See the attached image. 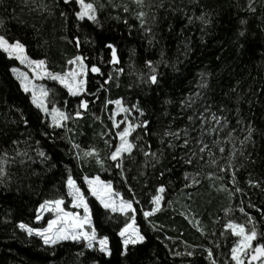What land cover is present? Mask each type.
Segmentation results:
<instances>
[{
	"label": "trees",
	"instance_id": "16d2710c",
	"mask_svg": "<svg viewBox=\"0 0 264 264\" xmlns=\"http://www.w3.org/2000/svg\"><path fill=\"white\" fill-rule=\"evenodd\" d=\"M85 1L95 5L97 24L76 20L74 0H0V34L21 41L50 72L64 73L77 55L89 70L100 69L87 76V109L57 131L20 93L10 71L15 60L0 53V264H233V240L222 236L229 220L254 226L255 244H264V0ZM56 93L63 106L64 92ZM115 100L140 112L136 105L149 122L121 168L108 158L116 144L108 101ZM92 149L104 169L74 156ZM69 173L113 176L135 202L145 243L121 255V216L98 207L93 220L109 239L108 258L72 244L45 247L19 232L40 202L63 194ZM158 186L163 211L146 219V200Z\"/></svg>",
	"mask_w": 264,
	"mask_h": 264
},
{
	"label": "snow or ice",
	"instance_id": "6c2138e0",
	"mask_svg": "<svg viewBox=\"0 0 264 264\" xmlns=\"http://www.w3.org/2000/svg\"><path fill=\"white\" fill-rule=\"evenodd\" d=\"M65 4H69L70 0H63ZM134 3L137 5L143 4V0H134ZM75 4L79 7V11L75 12V17L77 21H91L96 23L97 21V9L95 5L91 2H85V0H75ZM127 11V8H125ZM63 15V13H62ZM145 13L139 12L138 16L141 18V23H143V17ZM243 23V21H242ZM75 46L79 48L80 41L77 38L75 41ZM108 48L112 50V62L117 63L116 56V48L112 44L106 45ZM0 53L5 54V56L9 59H15L19 61L21 64H27L29 67H32L33 71V79H40L44 77H48L53 81L58 82L64 88L67 89V92L70 96H79L81 93L86 91L85 89V80L80 78L87 71V66L85 64L86 57H82L81 55L75 56L72 60L68 61L69 65H75L69 71L64 72L63 74L49 72L45 68L44 60H30L29 57L25 54V45L19 41L10 42L5 38L4 35H0ZM150 66V65H149ZM10 71L16 75L17 79L20 82V88L25 93H31V102L32 104L41 112L44 113L45 116H49L51 119L50 127L59 128L62 127V122L66 121L70 117L59 111L54 105L49 109L48 106V98H49V90L33 84L28 76L23 73H19L15 67L11 68ZM91 71L93 73H99L100 69L95 65L91 66ZM111 79V77H109ZM148 79L153 83H157V76L154 74L149 75ZM104 83H108L106 80ZM93 95H95L93 93ZM108 103H114L117 105V109L119 112L128 113L129 109L122 105L121 100L108 101ZM88 102L81 99L79 102V108L87 109ZM137 111H140V114L143 115V112L136 106L133 105ZM76 117L81 116V112L77 111L75 113ZM117 115L116 111H113L111 114L113 127L119 128V123L115 120V116ZM23 118V117H22ZM191 120L192 117H189ZM215 122L217 124L220 123L219 118H215ZM27 123V121H25ZM149 122L147 120L141 121L139 124H131L129 123L126 127L123 128L122 131L117 132V137L119 139V143L115 145H110L114 150L110 152L109 159L115 163L116 168H121L123 165L124 154H131L134 147L132 142L128 139L132 131L136 127H147ZM252 129L249 128V134H251ZM165 135H172L176 138H179L177 133L165 132ZM248 137H245L247 140ZM107 143V141H106ZM189 141L185 139L184 144L187 145ZM243 143V142H242ZM74 147H78V145H74ZM207 148V145L199 148V152H204ZM223 151V149H221ZM19 154V153H18ZM210 154V153H209ZM41 157L45 156L44 152H39ZM85 157L97 156L96 162L98 164H102V161L98 158V155L95 153V150H89L83 153ZM144 155L147 157L151 155L153 158H156V153H149L147 151L144 152ZM196 155V152L193 151L192 155L186 159V163H192V158ZM79 158V157H78ZM215 163V161H213ZM232 165L229 163V167ZM225 169L222 167L220 171H224ZM5 174V170L3 167H0V176ZM123 176V172H121ZM187 178V177H186ZM85 184L88 186V190L92 196L99 201L100 205L106 209L111 210L112 212H119L122 215L131 213L133 219L131 222L125 223L124 227H122L118 233L121 237V243L125 249V251L121 252V255H126L127 248L129 244L135 245L138 241H143L145 238L143 235L135 227V210L133 209L132 202L124 199H117L119 197V193L114 192L112 190V186L110 183L103 182L99 179V177H92L89 179L87 176L84 178ZM232 183L235 185V175H233ZM251 183V181L249 182ZM68 196L72 198V207L73 208H83V216L81 217L75 212L65 211L61 206L64 204V200L61 198L53 199V200H45L37 209L36 220L41 219L40 213L42 211H48L55 214L53 219H49L47 221L46 227L33 228L29 227L23 223L19 225V227L25 231L29 236L35 234L38 236L45 245H55L59 241L64 240H72L76 242L83 241L84 245L88 249H92L95 244L98 245V250L103 253L105 256L110 255L109 249V241L108 237H97L95 228L92 227V218L90 214V209L88 203L85 201L84 195L81 193L80 189L77 187L76 182L73 180L72 176L69 175L66 181ZM187 186V185H186ZM254 187H258L259 185H253ZM165 191L164 187L161 186L157 188V194L152 197L151 204L153 207L150 211H144L143 215L145 218L152 216L154 213L160 210V202L163 199L161 195ZM236 192H240L241 189L236 187ZM241 211H243L241 209ZM249 222L251 223V218L249 217ZM91 231L85 230V226ZM225 232L230 231L232 236L238 237V242L231 248V260L234 264H264V244L256 243L253 245V241L257 239V230L253 226L250 230L246 229L245 225L233 222L229 220L224 224ZM224 233H222L223 235ZM176 255H181L180 253H176ZM188 256H192V252L187 253ZM208 256L211 257L212 253L209 251ZM211 264H216L215 260L211 261Z\"/></svg>",
	"mask_w": 264,
	"mask_h": 264
},
{
	"label": "rangeland",
	"instance_id": "374dc122",
	"mask_svg": "<svg viewBox=\"0 0 264 264\" xmlns=\"http://www.w3.org/2000/svg\"><path fill=\"white\" fill-rule=\"evenodd\" d=\"M70 1H71V0H70ZM74 1H75V0H74ZM131 1H134V0H131ZM85 2H86V1H85ZM90 22H91V21H90ZM92 23H93V22H92ZM97 23H98V17H97V21H96V23H94V24H97ZM0 35H3V34H0ZM5 38H6V37H5ZM6 39H8V38H6ZM8 40H9L10 42L16 41V39H12V40L8 39ZM25 54L29 57L30 60H41V59H36V58L31 57V56L28 54V51H27V49H26V46H25ZM13 60H15V59H13ZM15 62H16V66H15V68L17 69V71H18L19 73H23V74H25L26 76H28L29 79L31 80V82H32L33 84H36L37 86H42V87H44V88H46V89L49 90V98H48V102H49V103H48V106H49V109H51V107L54 105L59 111H62V112H64V113H66V114L70 117V118L67 119L66 121H63V122H62V127H59V128L50 127V126H49V125L51 124V119H50V117H49V116H45L44 113H41V112H40V111H39V110H38V109L32 104V102H31V93H25V92L20 88V82H19V80L17 79L16 75L12 73V75L14 76V79L16 80V82H17V84H18V87H19V91H20V93H21L24 97L27 98V101L29 102L30 106H31L36 112L39 113V115H40L41 118L43 119V122H45L50 128H53V129H55V130H57V131H58V130L61 131V130H63V129H66L67 124L72 120V118H73V119H77V118H78V117H76V115H75V113H76L77 111H80L81 114H83L84 109L79 108V104H78L77 100H78V99H79V100L83 99V97L87 94V76L89 75V73L92 74V75L96 74V73H93V72L91 71V69L89 70L88 67H87V71L84 73V75H83L82 77H80V78H82V79L85 80V89H86V91H85L84 93H81L79 96H75V97H73V96H70V95L68 94L66 88H64V87H63L62 85H60L58 82L53 81V80H51V79L48 78V77H44V78H40V79H33V78H32V76H33L32 67H29L27 64H21V63H20L19 61H17V60H15ZM112 63H113V62H112ZM74 67H75V65H69V64H68L67 67H66V70H65L64 72L69 71V70H71V69L74 68ZM45 68H46V66H45ZM46 70L49 71L47 68H46ZM49 72H50V71H49ZM58 74H59V73H58ZM61 74H63V73H61ZM56 89H60V90H62V91L64 92V94H65V96L63 97V98L65 99V104H64L63 106H60V105H58V103H57V102H58V99L61 98V97H58V96H57ZM122 105H123V103H122ZM109 106H110V108H109V110H110L109 118H110V121H111L112 126H113V122H112L111 114H112L113 111H116V112H117V115L115 116V120L119 123L120 126H119V128H114V127H113V129H114V132H115L116 144H118V143H119V139H118V137H117V135H116L117 132H118V131H122L123 128L126 127L129 123H131V124H139L141 121H143V120H142V115H140V112H135L134 109L131 110V109H129L127 106H124V105H123L124 107H126V108L129 109L128 113L119 112L118 109H117V105H115L114 103L109 104ZM141 128H142V127H136V128L132 131V133H131L130 136L128 137V139L130 140V142H132V140H133V138L136 136L138 130L141 129ZM132 143H133V142H132ZM134 148H135V147H134ZM87 151H89V150H87ZM84 152H86V150H85V151L82 150V154H81L80 152H79L78 155L75 153L74 156H75L78 160H79V159H82V157L84 156V155H83ZM133 152H134V149H133V151H132V153H131L130 155H129V154H124L123 162H124V160H125L126 158L130 157V156L133 154ZM96 154H97V153H96ZM82 155H83V156H82ZM78 157H79V158H78ZM96 157H97V156H91V157H85V156H84V158H85L87 161L90 160V161H92L93 163H95L96 165H100V167L102 166L101 169H104V166H103L102 164H98V163L96 162V160H97ZM98 158H99V157H98ZM91 159H92V160H91ZM109 160H110V159H109ZM79 161H80V160H79ZM110 162H113V161L110 160ZM113 163H114V162H113ZM69 175L72 176L73 180L76 182L77 187L80 189L81 193L84 195L85 201H86V202L88 203V205H89L90 214H91V218H92V227L95 228V230H96V227H95L94 220H93V208H97V207H98V208H100L101 211L108 213L110 216H115V215H117V216H121V219H119V227H118V232H117V236L119 237V239H120V241H121V237L118 235V233H119L120 229H121L122 227H124L125 223H127V222H131V220L133 219L132 214H131V213H128V214L122 215V214L119 213V212H112L111 210H106V209H104V208L100 205L99 201H97L96 198H95L94 196H92L91 193L89 192V190H88V186H87V184H85V181H84V178H85L86 176L83 175V176L80 177V179H75L74 176H73L72 174L69 173L68 176H69ZM68 176H67V178H68ZM92 177H99V179H100L101 181L106 182V183H110L111 186H112V190H113L114 192L119 193V197H118L117 199H124V200H129V201L132 202L133 209L135 210V216H134L135 227H136V229L140 232V234L142 235V233H141V228H140L139 225H138L137 212H136L135 202H134V200L132 199V197H131V198H128V197L124 194L123 190H122V189L116 184V180L113 178V176H109L107 179L102 178V176H92ZM92 177H88V178L91 179ZM67 178H66V179L64 180V182H63V190H64V191H63V194L60 195V196H58V197H55V198H52V199H48V200H53V199L61 198V199L64 200V204H63L61 207H62L65 211H68V212H75V213H77L78 215H80V216L82 217V216H83V208H79V209H77V208H73V207H72V198H71L70 196H68V189H67V185H66ZM189 180H190V183H192V182L194 181V179H189ZM160 187H161V186H160ZM157 188H159V186L155 188L154 193L150 196V198H148V199L146 200V203H147V204H146L145 210H144V208H143L144 211H150L151 208L153 207V205L151 204V200H152V197H153L154 195L157 194ZM161 195L163 196V199H162L161 202H160V210L157 211L156 213H154L152 216H150V217H148V218H151V217L155 216L156 214H159V213H161V212L163 211V208H164V195H165V191H164ZM45 200H47V199H45ZM45 200H43L42 202H40V203L36 206V208H35V210H34V215H33V217H32L31 220H29V221H27V222H20V223L17 224V229H18L19 232L25 234L26 237H28V238H35V239H38V240L41 242V244H42L43 246H45V247L54 248V247H59V246L64 245V244H72V245H75V246H77V247H81V248L83 249V251H87V252H89V253H93L94 255H103V256H105L103 253H101V252L98 250V245L95 244V242H94V246H93L92 249H88V248H86L85 245H84V242H83V241L76 242V241H72V240L59 241V242L56 243L55 245H51V246H49V245H45V244L43 243V241H42L38 236H36L35 234L29 236L25 231H23V230L19 227V225H20L21 223H23V224H25V225H27V226H29V227L40 228V227H46V226H47V221H48L49 219H53V218H54V216H55L54 213H52V212H48V211H42V212L40 213V215H41V219H40V220H36V216H37V214H38V213H37V209L39 208V206H40ZM94 203H95V204H94ZM140 210H141V209H140ZM144 211H143V212H144ZM143 212H142V213H143ZM146 219H147V218H146ZM246 229H247V228H246ZM85 230H87V231H91V229H89V228L87 227V225L85 226ZM222 233H224L222 236H223L225 239H226V237H230V238L233 240V246H234V245L238 242V240H239L238 237L232 236L230 231L225 232L224 226H223V229H222ZM96 234H97V237H98V238H99V237H104V236H106V235L99 234L97 230H96ZM108 241H109V239H108ZM255 242H256V240L253 241V245H255ZM144 243H145V239H144L143 241H138L135 245L129 244V245H128V248H127V252H128L129 249H132V248H134V247H136V246H138V245H142V244H144ZM121 245H122V243H121ZM233 246H232V247H233ZM172 247H173V246H172ZM122 248H123V251H125L123 245H122ZM173 248H175V247H173ZM109 249H110V243H109ZM175 251H176V249H175ZM110 253H111V252H110ZM126 254H127V253H126ZM230 255H231V250H230ZM109 256H110V255L105 256V257L108 258ZM232 263L234 264L233 261H232Z\"/></svg>",
	"mask_w": 264,
	"mask_h": 264
}]
</instances>
